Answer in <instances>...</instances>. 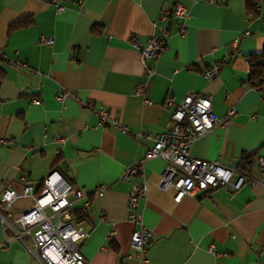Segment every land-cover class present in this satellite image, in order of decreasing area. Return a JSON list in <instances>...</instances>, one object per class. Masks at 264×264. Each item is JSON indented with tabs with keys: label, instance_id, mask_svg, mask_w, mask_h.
I'll return each mask as SVG.
<instances>
[{
	"label": "crops",
	"instance_id": "obj_1",
	"mask_svg": "<svg viewBox=\"0 0 264 264\" xmlns=\"http://www.w3.org/2000/svg\"><path fill=\"white\" fill-rule=\"evenodd\" d=\"M176 1L59 0V10L51 0H0V194L27 184L39 188L53 170L91 192L66 207L69 219L88 232L79 242L84 264H133L130 235L141 223L154 238L140 264H264L258 167L264 157V77L260 86L249 79V57L264 60V0L256 14L246 0H180L184 31L172 12ZM161 29L165 47L157 56H143ZM49 37L51 42L42 40ZM214 64L218 74L204 78ZM141 81L147 82L144 94L133 90ZM189 92L209 94L221 118L189 152L238 166L253 183L235 191L209 187L179 200L175 187L160 186L165 160L144 159L145 153ZM89 100L105 106L109 123H101ZM229 107L235 111L225 119ZM142 159L140 170L123 176ZM144 183L146 194L131 203L134 185ZM32 203L18 197L11 210L18 215ZM79 207L85 212L76 223L73 210ZM0 213L6 214L1 203ZM4 238L9 242L2 247ZM24 239L30 247L0 216V264H43Z\"/></svg>",
	"mask_w": 264,
	"mask_h": 264
},
{
	"label": "built area",
	"instance_id": "obj_2",
	"mask_svg": "<svg viewBox=\"0 0 264 264\" xmlns=\"http://www.w3.org/2000/svg\"><path fill=\"white\" fill-rule=\"evenodd\" d=\"M59 10L64 6L59 0H51ZM178 19L183 31V19L186 16V9L180 0H177L172 10ZM165 29L153 35L143 49V56H157L165 47L163 36ZM42 40L51 42L52 38ZM11 65L13 61L9 62ZM148 74L152 72L147 70ZM219 72L217 64L203 71L206 79H211ZM147 82L137 83L133 90L145 93ZM144 101H151L144 95ZM61 101L62 94L57 95ZM172 98L168 97L166 103L172 104ZM86 105L99 118L101 123L107 124L111 121L105 106L95 107L93 101L89 100ZM235 111L234 107H229L225 115L227 119ZM212 109L211 96L209 94L193 93L186 94L183 100L176 104L171 114V125L163 132L154 135V144L147 149L145 158L161 157L165 160V166L161 173L160 186L163 189L175 187V200H179L185 193H193L209 187H220L225 190L235 191L245 182L253 183V177L242 172L239 167H231L221 164L218 160H205L193 156L189 152V147L196 137L211 129L220 121ZM112 123L117 125L122 131L128 129L121 125L119 121L112 119ZM139 134H148L140 132ZM144 159L127 166L123 171V176L128 177L141 169ZM258 167L262 172L264 182V157L259 159ZM104 189H98L97 194L101 195ZM147 192V184L134 185L129 201L131 203ZM86 192L63 180L56 171H50L42 180L39 188L33 184L25 185L21 191L12 187L5 188L0 194V203L6 210V214L0 213L6 226L12 231L15 238L20 239L27 247L29 239L34 246L35 254L43 264H84V257L79 250V242L87 234V230L81 224H75L69 219L66 207L71 201L85 197ZM18 197H30L33 203L29 209L15 215L11 210L12 203ZM133 220L137 216L131 214ZM111 238L115 236V231H111ZM154 235L150 229L142 223L130 235V246L136 253V260L133 264H140L145 257V251ZM9 242L4 238L2 247ZM32 250V248H30ZM33 251V250H32Z\"/></svg>",
	"mask_w": 264,
	"mask_h": 264
},
{
	"label": "trees",
	"instance_id": "obj_3",
	"mask_svg": "<svg viewBox=\"0 0 264 264\" xmlns=\"http://www.w3.org/2000/svg\"><path fill=\"white\" fill-rule=\"evenodd\" d=\"M249 9L252 11L253 14L258 13V3L259 0H246ZM260 54H264L260 53ZM255 56V55H253ZM250 59V72H249V79L256 85L260 86L261 80L264 77V60L257 59L256 57H249ZM56 162V160H55ZM87 195H91V192L87 193ZM85 212L84 207L75 208L73 210V220L76 223H79L81 218H83Z\"/></svg>",
	"mask_w": 264,
	"mask_h": 264
}]
</instances>
